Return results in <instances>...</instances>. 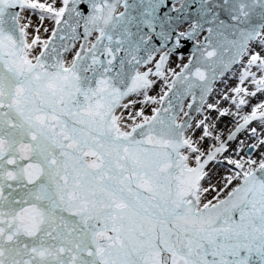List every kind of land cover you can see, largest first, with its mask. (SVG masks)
<instances>
[{"label":"snow or ice","instance_id":"1","mask_svg":"<svg viewBox=\"0 0 264 264\" xmlns=\"http://www.w3.org/2000/svg\"><path fill=\"white\" fill-rule=\"evenodd\" d=\"M0 264H264V0H0Z\"/></svg>","mask_w":264,"mask_h":264}]
</instances>
